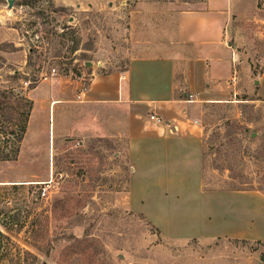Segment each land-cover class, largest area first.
Segmentation results:
<instances>
[{
    "label": "rangeland",
    "instance_id": "obj_1",
    "mask_svg": "<svg viewBox=\"0 0 264 264\" xmlns=\"http://www.w3.org/2000/svg\"><path fill=\"white\" fill-rule=\"evenodd\" d=\"M9 1L0 0V89L24 95L33 109L17 159L0 163V209L18 214L17 231L0 230L37 264H264V199L211 202L259 207L254 237L240 239L247 244L164 238L127 206L126 111L75 103L91 79L123 74L132 59L190 56L179 43L178 14L210 10L215 26H227L233 79L193 95L182 80L184 60L175 72L176 97L186 92L191 103L185 118L202 133V188L224 192L234 182L264 195V101L256 92L264 0Z\"/></svg>",
    "mask_w": 264,
    "mask_h": 264
},
{
    "label": "crops",
    "instance_id": "obj_2",
    "mask_svg": "<svg viewBox=\"0 0 264 264\" xmlns=\"http://www.w3.org/2000/svg\"><path fill=\"white\" fill-rule=\"evenodd\" d=\"M96 1L63 0L66 6L84 2L93 6ZM215 23L212 11L207 9L180 12L177 34L182 41L179 43L192 50L190 56L132 59L123 74L95 76L89 89L81 92L80 100L75 101L84 106L113 105L126 111L127 153L132 166L127 206L167 239L248 238L259 219V207L226 205L214 209L211 202L219 195L264 199V195L254 191L203 190L202 133L185 118L191 104L186 92L182 98L176 97L175 72L182 60L189 66L182 80L193 95L210 94L212 89L216 90L215 85L233 79L234 51L225 47H231L227 26L218 23L217 27ZM253 82L256 87L258 81ZM256 92L264 101V76ZM152 115L161 123L150 120Z\"/></svg>",
    "mask_w": 264,
    "mask_h": 264
},
{
    "label": "trees",
    "instance_id": "obj_3",
    "mask_svg": "<svg viewBox=\"0 0 264 264\" xmlns=\"http://www.w3.org/2000/svg\"><path fill=\"white\" fill-rule=\"evenodd\" d=\"M32 109L33 102L24 95L16 94L12 90L0 89V163L13 162L17 159ZM201 159L203 170V146ZM16 186L13 185V189ZM223 191L261 193L260 189L253 186L234 182L226 183V188ZM17 215H8V212L0 209V226L7 232L17 231V227V230L14 229L17 226ZM233 241L248 243V241L240 239H233ZM31 246L39 251L34 245ZM37 262L38 258L35 255L20 247L0 230V264H37ZM40 264L46 263L41 262Z\"/></svg>",
    "mask_w": 264,
    "mask_h": 264
},
{
    "label": "built area",
    "instance_id": "obj_4",
    "mask_svg": "<svg viewBox=\"0 0 264 264\" xmlns=\"http://www.w3.org/2000/svg\"><path fill=\"white\" fill-rule=\"evenodd\" d=\"M81 96V94H79L78 96H77V99L78 100H80V97ZM150 120H152V121H154V122H156V123H158V124H160L161 123V121L159 120V119H156L153 115L150 117ZM47 194H46V190H43L42 191V193H41V196L42 197H45Z\"/></svg>",
    "mask_w": 264,
    "mask_h": 264
},
{
    "label": "water",
    "instance_id": "obj_5",
    "mask_svg": "<svg viewBox=\"0 0 264 264\" xmlns=\"http://www.w3.org/2000/svg\"><path fill=\"white\" fill-rule=\"evenodd\" d=\"M11 5H12V1L10 0V1H9V7H11ZM166 125H168V123H167ZM168 126H169V125H168ZM260 261H261V262H264V257H261V258H260Z\"/></svg>",
    "mask_w": 264,
    "mask_h": 264
}]
</instances>
